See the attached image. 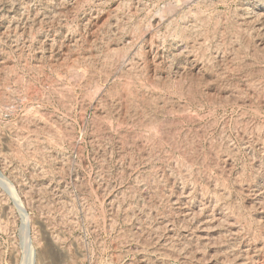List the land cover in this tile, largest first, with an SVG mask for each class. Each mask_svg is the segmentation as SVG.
Returning a JSON list of instances; mask_svg holds the SVG:
<instances>
[{"label":"rangeland","instance_id":"374dc122","mask_svg":"<svg viewBox=\"0 0 264 264\" xmlns=\"http://www.w3.org/2000/svg\"><path fill=\"white\" fill-rule=\"evenodd\" d=\"M31 258L264 264V0H0V264Z\"/></svg>","mask_w":264,"mask_h":264},{"label":"bare ground","instance_id":"6f19581e","mask_svg":"<svg viewBox=\"0 0 264 264\" xmlns=\"http://www.w3.org/2000/svg\"><path fill=\"white\" fill-rule=\"evenodd\" d=\"M169 23V22H168ZM184 30V29H183ZM179 31V30H178ZM181 34H183V33H181ZM238 38V37H237ZM248 44V43H247ZM209 48V47H208ZM125 50V49H124ZM124 54V53H123ZM120 55H122V54H120ZM126 55V54H125ZM124 55V56H125ZM123 56V55H122ZM121 56V57H122ZM123 56V57H124ZM119 58H120V56H119ZM121 59V58H120ZM95 81V80H94ZM125 82H127V81H125ZM95 83V82H94ZM93 83V84H94ZM124 83V82H123ZM164 83V82H163ZM95 86L94 87H96L95 88V90H96V92H98L99 91V89H100V85L98 84V86H97V84L95 83L94 84ZM126 85H129V83L127 84H125L124 86H126ZM250 85V84H249ZM130 86V85H129ZM236 87V86H235ZM127 88H128V86H127ZM190 88V87H189ZM92 90H94V89H92ZM91 89H90V92L89 93H91V91H92ZM98 90V91H97ZM114 92H115V89H114ZM112 93V92H111ZM111 93H110V95H111ZM96 94V93H95ZM116 94H117V92H116ZM126 94V93H125ZM93 95H94V92H93ZM93 95H90V97H92ZM98 95V94H97ZM108 95H109V93H108ZM88 96H89V94H88ZM113 96V95H112ZM115 96V95H114ZM111 97V96H110ZM191 97V96H190ZM113 98V97H112ZM194 98V97H193ZM108 99V98H107ZM98 100V99H97ZM142 107V106H141ZM144 107V106H143ZM143 107H142V109H143ZM145 108V107H144ZM142 112V111H141ZM144 113V112H143ZM127 114V113H126ZM163 114V113H162ZM147 115V114H146ZM152 116V115H151ZM143 117V116H142ZM159 120V119H158ZM158 125V124H157ZM154 129H156V128H154ZM97 131V130H96ZM159 134V133H158ZM126 135V134H125ZM175 135V134H174ZM5 136V135H4ZM199 137V136H198ZM74 138V137H73ZM174 138V137H173ZM188 138V137H187ZM147 140V139H146ZM72 141V140H71ZM128 141V140H127ZM53 142V141H52ZM130 142V141H129ZM212 142V141H211ZM179 145V144H178ZM170 153V152H169ZM192 153V152H191ZM226 155V154H225ZM189 162V161H188ZM215 163V162H214ZM182 167V166H181ZM184 176V175H183ZM253 186V185H252ZM14 196H16V193H15V195ZM19 196V195H18ZM17 197V196H16ZM15 199V198H14ZM19 199V200H18ZM16 200L19 202V203H16V204H19V206H18V208H19V210L21 211L22 210V212H23V216H24V221H26V223H25V228H23V229H26V231H30L31 230V227H32V225H30L31 223H30V221H31V219H30V216H28V214L26 213V211L24 210V209H26V208H24L23 207V205H22V202H21V200H20V198H16ZM167 200V199H166ZM17 201H15V202H17ZM23 201V200H22ZM216 201V200H215ZM252 202V201H251ZM117 203H118V201H117ZM111 204V203H110ZM116 209V208H115ZM4 211V210H3ZM22 214V213H21ZM171 225V224H170ZM179 225V224H178ZM30 228V229H29ZM128 235V234H127ZM177 235V234H176ZM26 236H28V235H26ZM153 236V235H152ZM56 242V241H55ZM193 242V241H192ZM148 243V242H147ZM29 244V243H28ZM30 245H31V243H30ZM28 246V245H27ZM51 246V245H50ZM170 246V245H169ZM62 249V248H61ZM14 252V251H13ZM18 252V251H17ZM236 255V254H235ZM24 258V257H23ZM26 259V258H25ZM23 261V260H22ZM166 261V260H165ZM29 262V261H28ZM28 262L26 263V260H24V262H22L21 264H28ZM33 262V259L31 258V260H30V264H33L32 263ZM46 263V262H45Z\"/></svg>","mask_w":264,"mask_h":264}]
</instances>
